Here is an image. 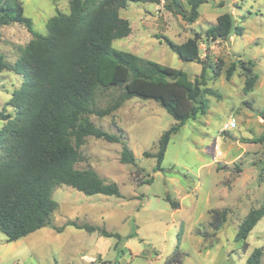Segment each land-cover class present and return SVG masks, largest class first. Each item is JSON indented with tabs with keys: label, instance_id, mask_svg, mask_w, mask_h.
Returning <instances> with one entry per match:
<instances>
[{
	"label": "rangeland",
	"instance_id": "374dc122",
	"mask_svg": "<svg viewBox=\"0 0 264 264\" xmlns=\"http://www.w3.org/2000/svg\"><path fill=\"white\" fill-rule=\"evenodd\" d=\"M34 29L46 35L49 20L70 12V0H20ZM128 3L121 17L131 33L114 41L113 48L200 76L203 65L185 62L163 39L175 44L199 38L206 64L208 113L188 121L171 137L158 171L156 155L162 135L177 121L157 102L134 97L110 116L91 115L94 125L118 137L134 153L136 165L120 162L123 145L88 137L80 147L79 170H94L106 183H116L122 197L87 196L67 185L55 188L58 204L50 224L16 242L0 233V264H165L179 244L183 264H247L255 249L264 250V217L247 239L245 251L236 240L242 221L252 210L264 211V0H209L194 23L166 9L171 0ZM188 12V0H179ZM232 13L242 35L226 41L208 39L218 17ZM0 54L13 66L33 36L19 24L1 29ZM241 61L256 64L255 86L247 92L249 77ZM234 67L230 79L227 71ZM220 68V74L216 71ZM22 78L12 71L0 73V114H12V94ZM123 88L98 89L93 108L105 109ZM230 117L238 127L223 131ZM6 122L0 121V129ZM261 142H252L254 139ZM221 155L216 157L214 146ZM152 182H149L151 181ZM170 199V201L168 200ZM179 203V208L172 206ZM210 210H227V222L215 231ZM75 222L119 234L120 239L66 226ZM66 226L62 233L55 228ZM260 264H264V256Z\"/></svg>",
	"mask_w": 264,
	"mask_h": 264
},
{
	"label": "trees",
	"instance_id": "16d2710c",
	"mask_svg": "<svg viewBox=\"0 0 264 264\" xmlns=\"http://www.w3.org/2000/svg\"><path fill=\"white\" fill-rule=\"evenodd\" d=\"M130 2L155 1L70 0V12L52 17L47 24L48 32L43 35L24 15L20 0H0V32L6 26L19 24L33 36L13 66L0 54V73L12 71L22 78L21 87L13 92L9 103L14 113L0 114V121L6 122L0 129V233L6 236L7 242H16L50 224L58 207L52 195L59 185H67L87 196L122 197L116 183H106L94 170L77 168L80 147L88 137L122 144L120 162L136 165L129 147L118 137L96 127L91 115L110 116L134 97L157 102L177 121L160 138L158 153L145 154L157 159L156 170L161 171L171 137L188 121L208 113V95L220 97L205 87L206 64L201 58L198 37L180 45L168 37H157L181 60L203 65L202 73L194 80L183 70L113 48L114 41L131 33L130 24L120 14ZM207 3L209 0H188V12L179 0H171L165 7L186 22L194 23L200 7ZM242 33L232 13H225L208 29L206 41H226L233 34ZM241 66L249 76L245 90L250 92L258 78L253 75L256 64L241 61ZM233 72L234 67L227 71L228 79ZM100 88H123V92L113 104L96 110L93 105ZM261 141L259 138L252 142ZM172 206L178 209L179 203L172 202ZM228 215L227 210H210L209 225L219 231ZM263 217L261 209L252 210L242 221L236 240L242 242L245 251L249 247V235ZM66 226L121 238L119 234L89 224L71 222ZM66 226L55 229L62 233ZM263 256V248L255 249L247 264H260ZM183 257L177 244L175 254L165 264H183Z\"/></svg>",
	"mask_w": 264,
	"mask_h": 264
},
{
	"label": "built area",
	"instance_id": "2783aa9c",
	"mask_svg": "<svg viewBox=\"0 0 264 264\" xmlns=\"http://www.w3.org/2000/svg\"><path fill=\"white\" fill-rule=\"evenodd\" d=\"M233 2H238L240 0H231ZM238 127V122L236 120V118L234 117H230V119L226 122V124L224 125L223 127V131H232L234 129H236ZM220 146L219 144L215 145L214 146V154L216 157L220 156L221 155V152H220Z\"/></svg>",
	"mask_w": 264,
	"mask_h": 264
},
{
	"label": "crops",
	"instance_id": "0c3cea01",
	"mask_svg": "<svg viewBox=\"0 0 264 264\" xmlns=\"http://www.w3.org/2000/svg\"><path fill=\"white\" fill-rule=\"evenodd\" d=\"M262 219H263V218H262ZM260 221H261V220H260ZM260 221H259V222H260Z\"/></svg>",
	"mask_w": 264,
	"mask_h": 264
}]
</instances>
